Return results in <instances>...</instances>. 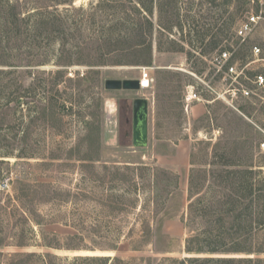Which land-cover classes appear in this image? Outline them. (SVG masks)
Returning <instances> with one entry per match:
<instances>
[{
	"label": "rangeland",
	"instance_id": "374dc122",
	"mask_svg": "<svg viewBox=\"0 0 264 264\" xmlns=\"http://www.w3.org/2000/svg\"><path fill=\"white\" fill-rule=\"evenodd\" d=\"M137 1L0 0L2 264H44L47 253L59 264H97L74 261L81 255L136 264L218 256L185 251L206 225L188 212L192 175L207 201L234 190L237 169L264 176V88L231 101L223 95L229 78L212 64L264 0H165L161 17L136 11ZM214 24L211 34L223 30L216 48L211 35L200 37ZM253 44L264 57V28L238 49L243 64ZM145 67L152 87H105L107 79H138ZM246 71L264 73V61ZM190 92L202 100L187 102ZM141 97L149 136L137 147L133 104Z\"/></svg>",
	"mask_w": 264,
	"mask_h": 264
},
{
	"label": "trees",
	"instance_id": "16d2710c",
	"mask_svg": "<svg viewBox=\"0 0 264 264\" xmlns=\"http://www.w3.org/2000/svg\"><path fill=\"white\" fill-rule=\"evenodd\" d=\"M131 1L134 4L135 0ZM226 1L227 3L231 2V0ZM214 2L216 0L210 1V3ZM166 4L165 0H138L135 10L143 15L151 16L156 9L161 17L165 12ZM201 8H203L202 3ZM9 10L12 19L18 20L19 14L15 2L9 3ZM197 15L200 17V20L195 18L198 21L205 18L203 13L199 12ZM216 26L217 24L212 27L203 26L200 33L202 43L207 36L211 35L210 46L212 48H216L221 41L218 34H223L222 29L219 30V33H210ZM160 27L166 28L161 23ZM151 46L152 42L150 41L146 47L150 48ZM233 173L234 190L220 192L219 195H214L208 201V193L195 192L193 190V175L190 179L189 215L202 218L206 225L199 232L187 238L185 251L189 254L219 255L167 257L161 260L160 264H264V176L256 177V172L250 167L237 169ZM225 180L227 179L225 178ZM220 254H240V256H221ZM24 256L29 259L38 255L27 253ZM44 258V264H59L57 261L61 259L50 253L45 254ZM148 260L150 262V257ZM74 261L97 264H136L118 256L106 255H81L76 256ZM0 264H2L1 261ZM8 264L22 263L12 259Z\"/></svg>",
	"mask_w": 264,
	"mask_h": 264
},
{
	"label": "built area",
	"instance_id": "2783aa9c",
	"mask_svg": "<svg viewBox=\"0 0 264 264\" xmlns=\"http://www.w3.org/2000/svg\"><path fill=\"white\" fill-rule=\"evenodd\" d=\"M264 28V6L260 9L249 10L245 17L240 21L235 28V37L237 43H230L228 46L219 49L213 56L212 64L217 69V72L225 78H229L228 90L223 94L225 98L234 101L239 96L242 98H251L254 89L264 88V73L257 72L253 76H248L246 68L257 61H264L262 56V48L259 44L251 46L253 59L243 64L238 57V49L241 46L249 44L255 35ZM142 89L152 87L155 78L151 72V68L145 67L138 78ZM247 80L254 88L245 86L243 83ZM228 94V95H226ZM192 100H202L197 92H190L186 97L187 102ZM264 133V126L262 128ZM260 148L264 151V140L260 143Z\"/></svg>",
	"mask_w": 264,
	"mask_h": 264
},
{
	"label": "water",
	"instance_id": "95a60500",
	"mask_svg": "<svg viewBox=\"0 0 264 264\" xmlns=\"http://www.w3.org/2000/svg\"><path fill=\"white\" fill-rule=\"evenodd\" d=\"M107 89H141L139 79H107ZM149 136V104L146 98H136L133 104V144L146 146Z\"/></svg>",
	"mask_w": 264,
	"mask_h": 264
}]
</instances>
